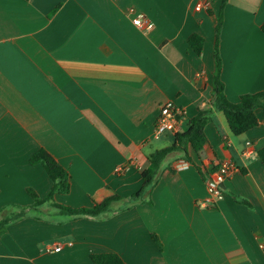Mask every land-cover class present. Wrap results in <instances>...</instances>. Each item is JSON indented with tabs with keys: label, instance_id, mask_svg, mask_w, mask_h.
<instances>
[{
	"label": "crops",
	"instance_id": "0c3cea01",
	"mask_svg": "<svg viewBox=\"0 0 264 264\" xmlns=\"http://www.w3.org/2000/svg\"><path fill=\"white\" fill-rule=\"evenodd\" d=\"M221 3L0 0V221L25 213L0 236V264H95L91 256L103 253L126 264H264L262 110L259 126L239 136L217 112L204 148L189 146L187 169H177L181 153L165 159L151 204L122 210L128 202L119 201L113 217L73 218L50 203L33 208L28 192L45 198L52 188L43 165L30 163L44 149L71 177L60 204L93 206L107 189L124 199L137 193L148 157L174 141L156 133L160 108H180L185 131L213 103ZM140 14L151 30L135 26ZM263 23L264 0H228L220 54L232 103L264 91ZM194 34L205 39L201 55L189 44ZM225 161L236 171L223 199L204 207L207 174Z\"/></svg>",
	"mask_w": 264,
	"mask_h": 264
},
{
	"label": "trees",
	"instance_id": "16d2710c",
	"mask_svg": "<svg viewBox=\"0 0 264 264\" xmlns=\"http://www.w3.org/2000/svg\"><path fill=\"white\" fill-rule=\"evenodd\" d=\"M227 3L228 0H222L216 25L214 41L215 70L212 78L213 103L210 107L201 109L195 117L190 119L188 128L185 131H179L174 134V141L171 146L157 150L148 157L149 166L141 173L144 180L142 188L127 199L117 194L110 193L107 189L103 193V197L93 198L94 205L92 207L74 208L60 204L56 201V195L70 193L71 177L68 171L59 164L55 157L46 150L40 149L31 157L30 163L33 165H43L53 185L45 198H40L33 190H28L29 195L34 201L32 205L33 208H40L50 203L64 216L82 218L104 215L111 210L115 202L119 201L127 200L128 202L122 210H127L131 205H135L139 202L151 204L152 202L148 198L159 180L161 167L165 159L170 154L178 152L183 154L185 161L192 163L189 154V146L197 153L204 148L208 142L205 129L207 125L213 121L217 112H222L225 115L229 128L235 136L242 135L259 126L260 120L257 116V111L262 110L264 112V91L245 94L241 96L238 103L229 101L225 94V84L221 78L222 58L220 54V35L224 21V8ZM209 12L213 14L210 9ZM261 30L264 33V23L261 25ZM188 41L193 50L198 55H201L205 39L200 34H194ZM257 155L264 164V148L259 150ZM216 169H218V167H216L215 170ZM235 200L238 203L250 206V203L245 199L235 196ZM24 216L25 213L22 211L19 215L0 221V236L7 231L11 222L17 221ZM154 238L157 240L156 236H154ZM91 259L95 264H126L117 253L94 254L91 256Z\"/></svg>",
	"mask_w": 264,
	"mask_h": 264
},
{
	"label": "built area",
	"instance_id": "2783aa9c",
	"mask_svg": "<svg viewBox=\"0 0 264 264\" xmlns=\"http://www.w3.org/2000/svg\"><path fill=\"white\" fill-rule=\"evenodd\" d=\"M135 26L143 30H151L153 28V23L146 18L144 15L140 14L135 17L133 20ZM183 111L174 105V103L169 102L163 105L160 108L159 116L156 121V133L157 135L172 133L175 134L181 130L182 126ZM252 143L249 142L248 146H251ZM249 151H246L244 155L248 156ZM189 163L187 161H182L177 169H187ZM121 171V169H119ZM236 171V166L232 162H221L218 166V169L215 171L209 172L207 174V187L210 193L211 198L206 199L202 203L204 207L213 205L215 202L222 200L224 193L222 190L223 184L229 179L232 174ZM61 247H56L55 252H59Z\"/></svg>",
	"mask_w": 264,
	"mask_h": 264
},
{
	"label": "rangeland",
	"instance_id": "374dc122",
	"mask_svg": "<svg viewBox=\"0 0 264 264\" xmlns=\"http://www.w3.org/2000/svg\"><path fill=\"white\" fill-rule=\"evenodd\" d=\"M169 134V135H168ZM165 135H168V137H172L171 136V133H166ZM88 207H92V205H90V206H88ZM115 209L113 208L112 210H110L108 213H107V215L106 216H104V215H102L101 217H104V218H107V217H113L114 216V214H115ZM52 216V215H51Z\"/></svg>",
	"mask_w": 264,
	"mask_h": 264
}]
</instances>
